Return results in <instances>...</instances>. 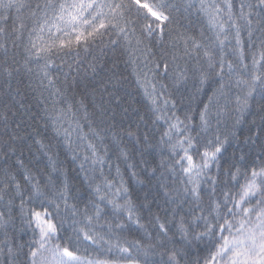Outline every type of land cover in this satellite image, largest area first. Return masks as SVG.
Instances as JSON below:
<instances>
[{
  "label": "snow or ice",
  "instance_id": "obj_1",
  "mask_svg": "<svg viewBox=\"0 0 264 264\" xmlns=\"http://www.w3.org/2000/svg\"><path fill=\"white\" fill-rule=\"evenodd\" d=\"M222 2L223 6L216 0H188V8L202 12L207 18L212 36L198 41L193 36L181 34L182 54L179 45L173 44V50L165 53L159 63L145 57L144 68L136 72L137 82L151 102L153 123L162 122L164 127L157 147L161 152H168V159H161L157 165L163 170L159 177L157 167L145 170L147 181H160L164 171L173 177L171 185L159 183L163 205L157 203V207L164 216L149 209L148 223L153 229L149 232L148 226L141 223L136 214V206L122 177L117 187L104 175V168L111 167L108 141L119 148L123 139L119 132L135 142L141 157L153 147L148 143L146 132L141 136L133 131L131 124L126 128L117 124L112 105L114 102L119 104L116 91L119 82L111 89L107 83L100 85V102L94 103L91 111L83 99L77 102L79 108L74 110L65 91L56 87L49 69L59 67L57 59L64 62L65 58L73 57L78 73L81 51L88 53L93 47L103 51L107 47L124 46L131 52V37L136 33V27L132 25L137 20H142L140 27L144 36L151 38L155 33L163 43L165 30L169 29L170 34L173 23L170 12L175 6L167 0H0V55L3 56L0 75L4 77L5 89L0 92V97H8L0 100L4 107L0 112V161L4 164L0 202L7 209V212L0 211V229L4 230V239L0 241V257L4 259L0 264H141V257L143 264H188L185 249L192 247L193 242L207 251V256L195 264H264V0H239L235 10L232 0ZM133 10L136 20L131 18ZM9 21L11 31L8 30ZM10 36L14 37L11 40L13 48L18 46L17 41L27 37L22 67L31 74L34 69L30 63L35 61L40 84L52 89L51 108L45 105L44 113L50 117L57 135L64 137L74 160L77 156L72 137L75 135L86 145L87 151L80 157L79 164L85 173L84 179L89 180L88 171H99L102 177L101 184L89 183L95 199H90L82 209L70 203L68 178L63 169L55 168L51 156L48 159L53 170L60 171L64 177L59 187L51 176L41 184L20 158L25 147L31 151L33 143L40 150L48 146L40 139V127L35 117L29 118L31 122L12 119L18 116L19 110H14L11 101L16 100L20 90H13L11 81L13 73L19 72L20 68L14 66V59L9 63ZM244 36L249 48L254 49L251 63L246 62ZM135 43L140 45L142 40L136 38ZM226 46L230 47L235 63L226 59ZM136 59L133 58V64ZM190 60H194L191 69L188 67ZM67 68L65 83L73 64H68ZM89 68L95 75L96 66L89 64ZM190 73L201 85L218 78L219 87L200 113L199 131L192 127L190 117H185L188 120L185 123L175 112L168 115L167 111L169 105L175 108L176 101L171 99L169 85L163 80L170 78L172 87L179 89L189 80ZM233 88L237 89L234 98L231 95ZM219 98L224 99V105L219 104ZM209 105L217 109L215 125ZM229 105L234 106L235 116L231 126H226L222 132L219 117L222 112L229 111ZM253 109L259 118L246 120L245 114ZM81 111L82 115H78ZM142 140L146 148L141 146ZM230 148L233 151L225 159ZM244 148L248 149L247 153ZM237 151L241 153L238 156ZM118 158H122L129 169L135 167L128 163L130 155L124 149H119ZM222 160L227 166L222 165ZM13 165L23 169L20 178L13 171ZM116 170L120 176L119 165ZM132 175L135 177L136 172ZM16 198H19V210L22 216L28 217L26 223L34 235L26 252L24 244L14 245L7 232ZM32 202L40 210L26 209L25 205ZM109 215L117 218L115 228L124 230L128 225L118 220L119 215H123L143 231L147 244L132 241L124 246L106 239V235L114 234V226L107 219ZM68 229L77 245L84 242L101 249L107 245L106 251L115 250L117 259L91 261L81 257L79 247L60 243L61 230Z\"/></svg>",
  "mask_w": 264,
  "mask_h": 264
},
{
  "label": "trees",
  "instance_id": "obj_2",
  "mask_svg": "<svg viewBox=\"0 0 264 264\" xmlns=\"http://www.w3.org/2000/svg\"><path fill=\"white\" fill-rule=\"evenodd\" d=\"M33 2H35V0H33ZM167 2L175 7L171 9L170 12L173 17V23L170 26V34L169 29H166L163 43L158 40L155 33L151 38L144 36L140 27L142 20H137L136 24L132 25L136 27V33L131 37L133 41L131 52L124 46L115 48L107 47L103 48V51H101L100 48L93 47L88 53L81 51L78 73L76 71L73 57L65 58L64 62L57 59L56 64L59 65V67L49 69L52 76L55 78L56 87L65 91L68 100L73 104L74 110L79 108L77 102L80 99H83L85 105L88 107L89 111H91L92 105L100 102V85L102 83H107L111 89L113 84H117V81L119 82L116 87L119 104L117 105L114 102L112 105L116 112L117 124L122 125L125 128L131 124L133 131H137V134L141 136L146 132L148 135V143L152 144L153 147L148 148L145 151L144 156L141 157L135 142L125 136L123 132H119V128H117L116 131L119 132L123 139L119 148H117L111 140L108 141L110 155L108 164H110L111 167L109 168L106 166L104 168V175L110 180H113L117 187L120 186V180L122 177L124 185L128 188L131 199L136 206V214L140 216L141 223L148 226L149 232L153 231L151 225L148 223L149 209H151L152 212L159 214L161 217L164 216V212L157 207V203L163 205V191L159 188V183L162 182L171 185L173 177L170 176L167 171H164V177L160 181L155 179L151 183H148L147 181L145 170L151 171V168L157 167L161 159L167 160L168 152L167 150L161 152L157 147L160 134L164 131V127L162 122L157 121L155 124L153 123L154 114L152 105L148 97L145 95L144 88H142L137 82L136 72H139L144 68L145 57H147L149 61L155 60L159 63L165 53L173 50V44L179 45L182 54L183 40L181 39V34L184 36H193L198 41H204L205 38L212 36V32L207 23V18L202 12H198L194 8H188V0H167ZM216 2L223 6L222 0H216ZM232 2L235 10L238 7L239 0H232ZM131 18L136 20L134 10ZM8 30L11 31V21H9ZM136 38L142 40L140 45H136ZM243 38L245 39L246 62L251 63V53L254 49L249 48L246 36ZM12 39H14L12 36L8 38V46L10 48L9 63H13L14 59L16 61L14 66L20 68L19 72L13 73L11 81L12 89L19 88L20 90L19 94L16 95V100L11 101L14 110H19L18 116L12 117V119L19 121L22 118L25 121L31 122L29 118L35 117L38 126L40 127V139H42L43 143L48 146L47 149L40 150L39 146L33 143L31 151L25 147L23 156L20 158L24 161L25 167L31 171V174L38 179L41 184H45L47 177L51 176L57 187H59L64 177L61 175L60 171L53 170L52 163L48 159V157L51 156L55 168L63 169L68 178L70 203H75L78 208L82 209L84 205L88 204L90 199H95L92 195V189L89 188V183L101 184L102 177L100 176L99 171L95 173L88 171L87 174L89 180L86 181L84 179L85 173L81 171L79 164L81 163L80 157L87 151L86 145H83L81 141L77 140L75 135L72 137L73 148L76 150L77 156V159L74 160L72 151H70L64 143V137L57 135L50 117L44 113L45 105L51 108L52 89H46L40 84V77L36 75L39 68L35 61L30 63V67L34 69L31 74L26 72L22 67L25 56L23 46L27 42V37L25 36L22 41H17L18 46L15 48L12 47ZM141 50H143V52ZM225 52L226 59L233 60L235 63L230 47L226 46ZM133 58H137L135 64H133ZM0 62H3L2 55H0ZM180 63L183 64V61H180ZM68 64H73V69L69 74L68 82L65 83L64 76L65 73L68 72ZM89 64H94L96 66L97 71L95 75L89 68ZM193 64L194 60H190L188 62V67L191 69ZM169 68L171 71V64H169ZM73 77H75L74 81L72 80ZM217 80L218 78L210 79L207 83L201 85L190 73L189 80L181 85L179 89H175L171 85L170 78L164 79L163 82L169 85L171 99L176 101L174 109L169 105L167 110L168 115L175 112L181 120H185V123H188V120H186L185 117H190L192 127L195 128L196 131H199L200 113L203 110V106L208 103V98L212 96L215 89L219 87ZM45 84H47L46 80ZM94 89L95 91H93ZM3 91H5L4 77L0 75V92ZM236 92L237 89L233 88L231 93L233 98ZM165 98H167V93ZM3 99H8V97H0V100ZM218 102L220 105L225 104L223 98H219ZM21 104L25 105V107L21 108ZM60 106H64L63 100H61ZM209 107L212 110V121L213 125H215L217 109L213 105H209ZM233 107V105H229V111L227 113L222 112L219 117L221 120L219 127L222 132L226 130V126L230 127L233 122L232 117L235 116V112L232 110ZM124 109H127V112H125ZM3 110V103H0V112ZM78 115H82V111L79 112ZM141 117L143 119H141ZM253 117L257 119L259 118L255 109L250 113L245 114L246 120L250 121ZM81 123H84V121L82 120ZM241 127H243V125ZM0 130H2V125H0ZM84 130L85 132L88 131L86 124ZM193 134L195 135V132ZM141 146L145 148L147 147L143 140L141 141ZM239 147L244 146L240 145ZM119 149H124L129 153L130 160L128 163H132L135 166L134 168L129 169L125 161L122 158H118ZM232 151L233 149L230 148L229 153L225 154V159L228 158ZM247 151L248 149L244 148V152L247 153ZM45 152H47V155ZM240 154L241 153L237 151V156ZM246 159H250V157L246 156ZM13 160H15V157H13ZM144 161L147 163H144ZM9 163H12V161H9ZM221 163L222 165L227 166L224 160H222ZM117 165H119L120 176H117ZM3 167V161H0V177H2ZM13 171H15L17 177L20 178L23 169H20L18 165H13ZM133 171L136 172L135 177L132 175ZM161 171L163 170L157 167V177L160 176ZM138 181H143V183H138ZM45 190L47 191L48 189ZM25 191L27 192V189H25ZM120 202L123 203L122 198L120 199ZM18 205L19 198H16L12 209L13 219L7 228V232L9 239L14 245L20 243L24 244V251L26 252L28 244L30 240L34 238V235L32 229L27 226L26 220L28 217L22 216ZM25 207L26 209L36 208V210H40L35 202L27 203ZM101 207H104V205H101ZM105 210L110 211V209ZM0 211L7 212L3 202H0ZM107 219L114 226V234L110 236L106 235V239H111L113 244L118 242L121 245L127 246L128 243L132 241H140L142 244H147L143 231L138 230L137 227L128 221L123 215H119L118 220L128 225L124 230L115 228L117 218L109 215ZM101 223H104V221H101ZM60 235V243L62 245H67L71 248L79 247L78 254L87 260H116L118 257L115 250L112 252L106 251L107 245L104 246V249L88 245L84 242L77 245L75 237L70 229L61 230ZM35 238H38V235ZM3 239L4 230L0 229V241ZM185 250L188 254V264H195L196 261H201L207 256V251H205L204 246L196 244L195 242H193L192 247L186 248ZM3 259L4 257H0V260ZM140 259L141 264H143V257Z\"/></svg>",
  "mask_w": 264,
  "mask_h": 264
}]
</instances>
